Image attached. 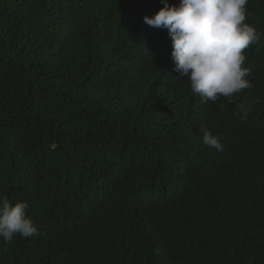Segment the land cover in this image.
<instances>
[{"label": "trees", "instance_id": "obj_1", "mask_svg": "<svg viewBox=\"0 0 264 264\" xmlns=\"http://www.w3.org/2000/svg\"><path fill=\"white\" fill-rule=\"evenodd\" d=\"M163 6L0 0V196L39 229L0 240V264H264V40L254 86L204 103L144 22ZM246 9L264 32V0Z\"/></svg>", "mask_w": 264, "mask_h": 264}, {"label": "clouds", "instance_id": "obj_2", "mask_svg": "<svg viewBox=\"0 0 264 264\" xmlns=\"http://www.w3.org/2000/svg\"><path fill=\"white\" fill-rule=\"evenodd\" d=\"M249 0H180L178 6L169 0L154 17L144 22L157 29H166L172 40L171 59L179 78H187L191 92L202 102L216 103L226 98L228 103L254 85L247 77L245 50L264 40V32L245 23ZM259 100L240 102L233 114L246 120ZM223 110L224 105H220ZM202 143L223 151L219 136L201 125ZM29 205L0 196V240L12 242L14 236L30 238L39 235L34 220L28 216Z\"/></svg>", "mask_w": 264, "mask_h": 264}]
</instances>
